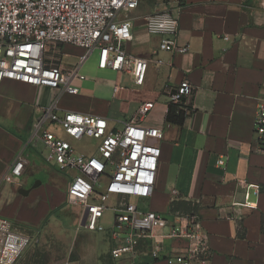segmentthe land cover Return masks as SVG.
Instances as JSON below:
<instances>
[{"label":"crops","instance_id":"crops-1","mask_svg":"<svg viewBox=\"0 0 264 264\" xmlns=\"http://www.w3.org/2000/svg\"><path fill=\"white\" fill-rule=\"evenodd\" d=\"M155 2L144 0L126 15L135 39L124 44L125 50L151 60L143 86H137L129 74L99 64L87 67V61L80 72L87 75L81 83L92 85L93 92L86 96L91 106L62 104L65 97L79 94L62 96L59 106L105 117L113 131L123 129L134 117L146 127L162 129L156 204L144 205L169 215L171 204L192 203L209 235L212 264H264V156L252 151L255 111L264 99V0H186L177 43L189 46V52L154 55L162 38L147 34L144 18L155 11ZM61 50L64 69H72L84 54L70 46ZM69 57L75 61L65 66ZM184 80L195 89L189 101L192 113L183 126L172 125L166 119L171 95ZM56 96L16 82H5L0 88V216L28 233L51 219L68 217L67 224H73L66 191L56 186L59 172L45 162L47 152L41 141L32 138L41 108ZM146 105L149 111L142 116L139 111ZM19 156L27 161L22 176L10 178ZM220 160L226 162L224 167ZM241 182L260 187L258 192L248 190V203L255 209L241 206L246 203ZM76 212L82 220L83 213ZM83 234L80 258L60 264H166L146 255L114 260L109 233ZM184 247V243L167 244L172 251Z\"/></svg>","mask_w":264,"mask_h":264},{"label":"built area","instance_id":"built-area-1","mask_svg":"<svg viewBox=\"0 0 264 264\" xmlns=\"http://www.w3.org/2000/svg\"><path fill=\"white\" fill-rule=\"evenodd\" d=\"M143 1L0 0V88L5 82H16L57 95L41 108L32 138L46 148L43 157L49 166L69 174L67 203L84 210L83 227L88 232L110 234L114 260L146 255L166 264H212L209 235L202 229L198 213L170 212L165 216L144 205L156 192L163 130L146 127L134 117L123 129L113 131L105 117L59 106L62 96L79 94L73 84L86 80L80 71L95 50L101 52L100 68L129 74L137 86H143L151 60L124 48L135 39L126 15ZM185 7L186 0H156L155 11L145 16L147 34L162 38L154 55L160 51L189 52V46L177 43ZM65 46L84 52L72 69L60 66ZM194 92L184 80L171 95V104L179 106L187 117L192 113L189 101ZM148 111L146 105L139 114L144 116ZM84 141L96 144L86 145L83 152L77 144ZM252 151L264 156V99L255 111ZM26 162L19 156L10 178L21 177ZM218 164L224 167L226 162ZM240 184L246 189V203L241 206L255 209L248 203V190L258 192L260 187ZM106 211L113 213L109 230L102 223ZM34 242L31 233L0 216V264H17ZM170 242L184 243L185 247L183 251L168 250Z\"/></svg>","mask_w":264,"mask_h":264},{"label":"rangeland","instance_id":"rangeland-1","mask_svg":"<svg viewBox=\"0 0 264 264\" xmlns=\"http://www.w3.org/2000/svg\"><path fill=\"white\" fill-rule=\"evenodd\" d=\"M100 57V50H95L86 64L87 67L97 66L100 62ZM74 61L75 59L73 57L65 58L63 64L65 66H71ZM83 74L87 77L86 72L83 71ZM73 87L79 91L78 98L65 97L62 104L77 107L91 106V103L88 104V98H86V96L93 92L92 85L87 82L82 84L79 81H75ZM91 144L94 145L96 142L90 143L84 141L83 143L77 144V147L80 151H83L86 145L91 147ZM58 176L60 179L56 182V186L61 187L62 191H66V182L69 181L70 178L69 174L59 172ZM155 204L153 198L145 203V205L151 208H153ZM108 205L112 204L109 203ZM70 208L68 214H70L73 224H67V222L70 221L68 217L62 218V220L51 219L46 226L36 232H32L31 235L35 238V242L17 264H60L68 260L74 261L80 258L81 253L84 251L83 233L87 230L83 227V221L79 219L81 214H78L76 211H81L83 213L84 210L80 207ZM147 209L149 208L147 207ZM164 215L168 216L166 214ZM112 221L113 213L111 211H106L102 223L107 230L111 228ZM11 222L13 221L11 220Z\"/></svg>","mask_w":264,"mask_h":264},{"label":"trees","instance_id":"trees-1","mask_svg":"<svg viewBox=\"0 0 264 264\" xmlns=\"http://www.w3.org/2000/svg\"><path fill=\"white\" fill-rule=\"evenodd\" d=\"M166 119L169 124L183 126L187 116L179 106L170 104ZM170 212L197 213V206H193L192 203L188 202H175L171 204Z\"/></svg>","mask_w":264,"mask_h":264}]
</instances>
